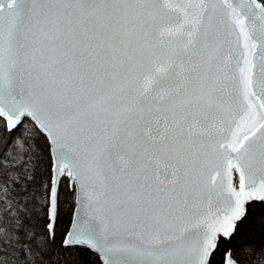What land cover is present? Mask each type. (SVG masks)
<instances>
[{"label": "snow or ice", "instance_id": "obj_1", "mask_svg": "<svg viewBox=\"0 0 264 264\" xmlns=\"http://www.w3.org/2000/svg\"><path fill=\"white\" fill-rule=\"evenodd\" d=\"M0 264H264V0H0Z\"/></svg>", "mask_w": 264, "mask_h": 264}]
</instances>
